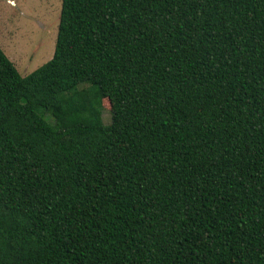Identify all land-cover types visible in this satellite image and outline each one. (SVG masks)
<instances>
[{
  "label": "trees",
  "instance_id": "16d2710c",
  "mask_svg": "<svg viewBox=\"0 0 264 264\" xmlns=\"http://www.w3.org/2000/svg\"><path fill=\"white\" fill-rule=\"evenodd\" d=\"M0 264H264V0H62L49 62L0 47Z\"/></svg>",
  "mask_w": 264,
  "mask_h": 264
},
{
  "label": "rangeland",
  "instance_id": "374dc122",
  "mask_svg": "<svg viewBox=\"0 0 264 264\" xmlns=\"http://www.w3.org/2000/svg\"><path fill=\"white\" fill-rule=\"evenodd\" d=\"M62 0H0V47L26 77L55 52ZM104 120L110 121L108 100Z\"/></svg>",
  "mask_w": 264,
  "mask_h": 264
}]
</instances>
